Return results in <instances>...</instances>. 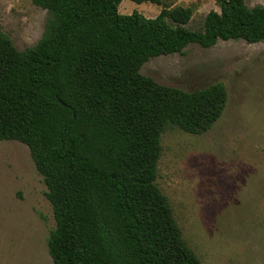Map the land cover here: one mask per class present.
I'll list each match as a JSON object with an SVG mask.
<instances>
[{"label": "trees", "instance_id": "16d2710c", "mask_svg": "<svg viewBox=\"0 0 264 264\" xmlns=\"http://www.w3.org/2000/svg\"><path fill=\"white\" fill-rule=\"evenodd\" d=\"M121 1L33 0L50 18L23 50L0 30V141L28 145L44 177L54 264H202L156 182L161 138L209 130L228 91L162 84L141 66L190 43L263 41L264 5L215 0L220 11L192 29L190 6L147 17Z\"/></svg>", "mask_w": 264, "mask_h": 264}, {"label": "rangeland", "instance_id": "374dc122", "mask_svg": "<svg viewBox=\"0 0 264 264\" xmlns=\"http://www.w3.org/2000/svg\"><path fill=\"white\" fill-rule=\"evenodd\" d=\"M160 1L122 0L119 11L156 17L164 6H190L192 29L220 11L215 0ZM49 18L33 0H0V30L19 50L37 43ZM141 72L185 90L225 84L226 108L209 130L163 132L156 182L202 264H264V40L190 43L151 57ZM46 191L28 145L0 141V264H54L48 238L56 222Z\"/></svg>", "mask_w": 264, "mask_h": 264}]
</instances>
